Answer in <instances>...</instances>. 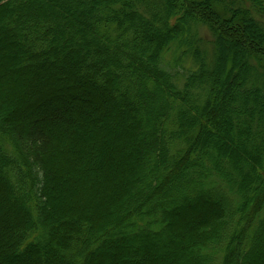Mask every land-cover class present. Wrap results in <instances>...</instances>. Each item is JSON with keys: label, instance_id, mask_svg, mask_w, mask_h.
<instances>
[{"label": "trees", "instance_id": "16d2710c", "mask_svg": "<svg viewBox=\"0 0 264 264\" xmlns=\"http://www.w3.org/2000/svg\"><path fill=\"white\" fill-rule=\"evenodd\" d=\"M213 2L0 0V264H264V154L246 195L207 144L256 120L264 0Z\"/></svg>", "mask_w": 264, "mask_h": 264}, {"label": "rangeland", "instance_id": "374dc122", "mask_svg": "<svg viewBox=\"0 0 264 264\" xmlns=\"http://www.w3.org/2000/svg\"><path fill=\"white\" fill-rule=\"evenodd\" d=\"M181 0H173V3H175V6L173 7V10H178L179 7L177 6L178 2ZM183 1V0H182ZM215 2L212 3L211 5V9L212 11H214L217 15V17L219 19H223V18H227V20H229L231 17L234 16V13H220V2L219 0H213ZM230 14V16L228 15ZM232 19H236V16H234ZM231 19V20H232ZM242 24H245V19H243ZM228 23V22H226ZM194 32L191 31V34L193 35ZM196 35H199L203 38H209V32H207L206 28H201L198 32H196ZM185 38V37H183ZM245 45L243 43V46H245V48H251V45H248L247 42V37L245 39ZM225 41H228L225 39ZM206 42H209V40H206ZM248 46V47H246ZM204 47H209V44L206 43L204 44ZM258 47L262 48L264 47V42L259 41L258 43ZM185 48V47H183ZM228 48V50L226 51V49ZM235 46L229 45V43L225 42V51H226V59L232 58V63L234 64V68L232 69L231 72L227 73L225 75V77L223 79L220 80V83L218 84V94H224V96H222V98L217 97V99L215 98L212 101V105L215 106V108L218 111H224V114H228L230 113V107L227 104V101H230L231 99L228 98V90H232L233 87H237L240 83L239 80H234L235 78V74L233 73L234 70L237 68V66L239 65L238 63V57H235V55H233V51H234ZM181 57V56H180ZM170 58V57H169ZM178 58V57H177ZM242 62V61H241ZM243 64V62H242ZM184 66L188 67V63H185ZM240 70H242V67H240ZM238 78H240V76H238ZM233 81V83H232ZM264 85V83H263ZM264 90V86H262V88L259 90V92H261V90ZM224 92V93H222ZM227 93V94H225ZM231 94H233V92H231ZM235 96V95H234ZM238 96V95H237ZM83 97L78 96V99L82 100ZM234 99V98H233ZM232 101V100H231ZM66 102V101H65ZM252 107L255 106L256 110L253 111L252 117L254 119V116H256V120L253 122V124L248 126H245L243 121L246 120L247 117H245V115L242 114V111H238L237 113H235V117L234 121H236V123L232 122V116L230 115V118H228L231 122V126L228 128L224 125L223 123V127L222 128H217L216 126V131H212L211 132V140L209 141V143H207L208 145V149L213 151L212 149H215V153L217 154V156L219 157V160L222 163V168L227 171L230 175L231 178H233L235 181L239 179V177H242V175L244 174H249V169L247 168L248 165H252L254 163H257V159H255L256 154H258V152L261 154H264V98H259L256 99L254 101V103H252ZM258 110H260L258 112ZM256 112V113H254ZM223 113V112H222ZM223 118V115L221 116ZM263 119V120H262ZM223 121V119H222ZM232 124H235L233 128ZM252 126H256V131L252 130ZM213 144V145H211ZM257 152V153H256ZM214 153V154H215ZM236 160L237 161V166H235V164L233 165V161ZM228 164V165H227ZM261 169H263L261 167ZM264 170V169H263ZM250 179H249V185H247V187L250 185H252L250 187L251 192H247L245 191V194L248 195L249 193H252L255 188L253 186H255L254 184L257 183V181L255 180V178H253L252 175H250ZM254 183V184H253ZM234 189V188H233ZM172 199V197H171ZM260 238V237H259ZM260 240V239H259ZM262 240V239H261ZM260 240V241H261ZM264 243V240H263ZM264 247V246H262ZM258 248L256 250H258V252L263 253L264 252V248Z\"/></svg>", "mask_w": 264, "mask_h": 264}]
</instances>
